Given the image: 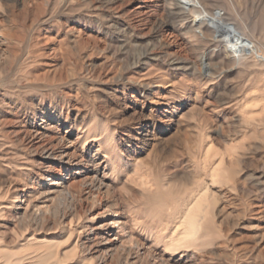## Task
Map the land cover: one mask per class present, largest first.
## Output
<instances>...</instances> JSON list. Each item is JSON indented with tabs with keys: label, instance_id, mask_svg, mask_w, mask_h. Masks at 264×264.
<instances>
[{
	"label": "rangeland",
	"instance_id": "rangeland-1",
	"mask_svg": "<svg viewBox=\"0 0 264 264\" xmlns=\"http://www.w3.org/2000/svg\"><path fill=\"white\" fill-rule=\"evenodd\" d=\"M255 101L264 0H0V264H264Z\"/></svg>",
	"mask_w": 264,
	"mask_h": 264
},
{
	"label": "bare ground",
	"instance_id": "bare-ground-1",
	"mask_svg": "<svg viewBox=\"0 0 264 264\" xmlns=\"http://www.w3.org/2000/svg\"><path fill=\"white\" fill-rule=\"evenodd\" d=\"M172 85V84H171ZM253 102V101H252ZM252 107L251 108H253L254 107V109H256V110H254V111H257L256 112V116H263V114H264V103H263V105L261 104V102H259V101H255L254 103H252ZM262 105V106H261ZM251 110H253V109H251ZM252 113V112H251ZM250 114V113H249ZM262 114V115H261ZM252 117H254V113L252 114ZM251 116H250V118H252ZM263 118V117H262ZM260 119H261V117H260ZM254 120V119H253ZM103 132V131H102ZM96 134V133H95ZM100 143V142H99ZM102 145V144H101ZM211 152V151H210ZM209 152V153H210ZM48 158L49 157H51V154H49L48 156H47ZM105 157V156H104ZM107 160H109V159H107ZM110 160H111V158H110ZM109 160V161H110ZM221 160V162H223V160H222V158L220 159ZM115 162H117V161H115ZM112 163H110V165H111ZM219 165H220V161H219V163H218ZM218 164H215V166H213L212 168L214 169L213 171H212V177H213V179H214V176H215V178L217 177V176H220V169H219V167L217 168V166H218ZM217 165V166H216ZM223 165V164H222ZM221 166V165H220ZM215 168H216V170H215ZM223 168V167H222ZM211 170V169H210ZM223 170V173H222V175L223 174H226L224 171V169H222ZM212 177H210L211 178V180L212 181H215V179L213 180L212 179ZM223 178H221V176H220V179H223V181L226 179V180H228V178L227 177H225V176H222ZM219 178V177H218ZM218 178H216L217 180H218ZM219 179V180H220ZM225 180V181H226ZM209 181V180H208ZM222 181V180H221ZM224 181V182H225ZM101 182V181H100ZM227 182V181H226ZM144 184V183H143ZM143 184H141L142 186H143ZM146 184H148V183H146ZM205 184V183H204ZM102 185H103V183H102ZM101 185V186H102ZM205 185H207V184H205ZM148 186H149V184H148ZM152 186V185H151ZM208 186V185H207ZM206 186V187H207ZM144 187V186H143ZM150 187V186H149ZM205 187V189H204V191H200V193L198 194V195H195V196H193L192 198H190L189 197V199H190V201H189V203H188V205H187V208H186V210L185 211H182V212H184L183 213V216H182V218H181V221H180V223H179V226H177V228L175 229V231H173V233L174 232H176L177 230H180L181 229V231L182 232H179L178 231V234L179 235H177V236H173L171 239H169V242H167L166 243V249L169 251V252H171V253H175V252H178V251H180V250H182V252H181V254H183V255H181V257L179 258V259H183V258H185L187 255H189L191 252H192V250H193V248L198 244L197 243V241H198V239H199V234H201V232H202V230H203V228H205L206 226H204V225H206L205 223H206V221H207V211H208V205H209V203H208V201L210 200H208V197L209 196H207V192H209V191H207V189H208V187L206 188ZM145 188H147V187H145ZM204 188V187H203ZM148 189H151V188H148ZM209 190V189H208ZM146 191V190H145ZM11 203V202H10ZM178 224V223H177ZM146 225V224H145ZM149 225V224H148ZM147 225V226H148ZM129 226H130V224H129ZM141 228V227H140ZM142 229H144V227H142ZM145 232H149L150 231V229L149 228H147V227H145ZM153 230V229H152ZM144 232V231H143ZM143 232H142V235H143ZM146 234H148V233H146ZM98 236V235H97ZM171 236H172V234H171ZM32 240V239H31ZM145 240V239H144ZM30 241V240H29ZM106 241V240H105ZM141 241V240H140ZM108 242H110L111 243V241H109L108 240ZM44 243V242H43ZM59 244H60V242H59ZM34 245H36V244H34ZM45 245V244H44ZM57 247V246H56ZM131 249V248H130ZM47 250V249H46ZM122 250V249H121ZM42 251V250H41ZM41 251H39V252H41ZM164 252V251H163ZM170 253V254H171ZM42 254V253H41ZM39 255V254H38ZM54 255V254H53ZM13 256V255H12ZM41 256V255H40ZM1 257V256H0ZM14 257V256H13ZM12 257V258H13ZM3 258V257H2ZM11 257H10V259H12ZM32 258V257H31ZM51 258V257H50ZM66 258V257H65ZM38 259V258H37ZM6 260V262H4V263H8L9 264V262H10V260L7 262V259H5ZM12 260H14V259H12ZM29 260V259H28ZM1 261V260H0ZM16 261V260H15ZM20 261V260H19ZM23 261H25V260H23ZM35 261V260H34ZM33 261V262H34ZM38 261V260H37ZM47 261H49L48 259H47ZM167 261V260H166ZM3 262V261H2ZM29 262V261H28ZM13 264H14V262H12ZM16 263V262H15ZM27 263V262H26ZM47 263V262H46ZM164 263V262H163ZM166 263V262H165ZM11 264V263H10ZM24 264V263H23ZM43 264H45V263H43ZM49 264V263H48ZM61 264V263H60Z\"/></svg>",
	"mask_w": 264,
	"mask_h": 264
}]
</instances>
